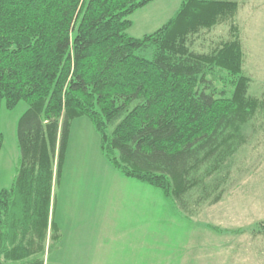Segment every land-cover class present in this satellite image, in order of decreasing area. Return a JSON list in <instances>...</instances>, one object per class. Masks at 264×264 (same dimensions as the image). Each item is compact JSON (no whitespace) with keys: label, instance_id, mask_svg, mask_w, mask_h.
I'll return each instance as SVG.
<instances>
[{"label":"trees","instance_id":"trees-1","mask_svg":"<svg viewBox=\"0 0 264 264\" xmlns=\"http://www.w3.org/2000/svg\"><path fill=\"white\" fill-rule=\"evenodd\" d=\"M151 1L0 0V109L28 106L17 174L0 192V264H45L53 189L82 116L123 177L160 190L185 217L222 199L225 172L264 116L245 69L246 2L183 0L156 32L131 37L129 17Z\"/></svg>","mask_w":264,"mask_h":264},{"label":"rangeland","instance_id":"rangeland-1","mask_svg":"<svg viewBox=\"0 0 264 264\" xmlns=\"http://www.w3.org/2000/svg\"><path fill=\"white\" fill-rule=\"evenodd\" d=\"M182 2L152 0L129 17L132 26L128 34L142 39L156 32L173 18ZM245 2L238 16L243 28L245 69L252 78L250 94L262 98L264 0ZM145 55L151 58V51ZM27 108L21 101L12 109L3 102L0 109V130L4 137L0 150V192L12 187L17 174L20 157L17 127ZM248 132L251 134L249 143L239 151L229 172L224 174L222 199L213 205L208 202L195 205L192 208H198V213L187 218L160 190L123 177L101 152L100 135L90 118H76L70 127L56 190L54 187L58 203L53 228L56 231L62 218L64 246L66 242L71 246L75 240V231H71L74 218L88 217L92 231L84 226V235L93 247V242L106 237L98 228L103 217L121 211L123 216L128 214L130 223L135 221L138 225L144 221L137 213L143 206L139 199L152 198L155 201L152 217L151 207H144L153 235L149 246L152 249L149 248L148 253L150 258L152 255L150 264H264V231L258 229V224L264 222V116H260ZM55 165L57 167V161ZM134 185L144 188L140 187L141 190ZM106 223L113 232L115 225L111 219ZM56 234L50 241L53 252L45 255V264H64L66 249L57 252L58 231Z\"/></svg>","mask_w":264,"mask_h":264},{"label":"crops","instance_id":"crops-1","mask_svg":"<svg viewBox=\"0 0 264 264\" xmlns=\"http://www.w3.org/2000/svg\"><path fill=\"white\" fill-rule=\"evenodd\" d=\"M126 184L127 186H130L129 183ZM134 187L144 188L141 185H134ZM55 190L53 189L52 195V201L55 205L52 220L55 218V208L58 203ZM140 200L142 201L140 206H143L137 210V213L139 215L138 217L144 221L138 225L135 221L130 223L127 213L123 216L121 211H113L112 215L103 217L101 225L98 224V228L102 231L101 234L106 237H100L97 242H93V247H91V244L85 240L84 235V226H88V228L92 231L90 218H74L71 231H75V240L72 242L71 246L69 245V242H66L67 245L64 246L65 234L62 232V218L59 219V223L57 225L59 242L55 245V247L57 252L59 251L61 253L64 251V248L66 249L64 264H150L152 262V255L150 258L148 253L150 252L149 248L151 247L149 246L152 244L153 235L149 229L150 225L147 223V208L145 209L144 207H151L152 217V208L154 207L155 201L152 198L148 199L142 197L139 201ZM167 204L164 203L163 205L166 207L168 206ZM110 219L115 225L113 232L111 231L109 224L106 223V221ZM66 232L69 231L66 230ZM52 252L53 250L51 249L50 254Z\"/></svg>","mask_w":264,"mask_h":264}]
</instances>
